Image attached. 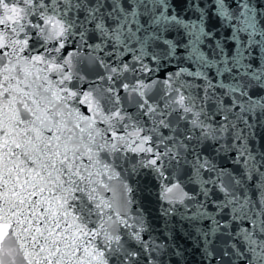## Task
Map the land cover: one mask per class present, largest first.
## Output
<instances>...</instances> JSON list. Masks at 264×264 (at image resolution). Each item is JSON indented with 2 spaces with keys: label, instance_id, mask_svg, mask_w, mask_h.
<instances>
[{
  "label": "snow or ice",
  "instance_id": "obj_1",
  "mask_svg": "<svg viewBox=\"0 0 264 264\" xmlns=\"http://www.w3.org/2000/svg\"><path fill=\"white\" fill-rule=\"evenodd\" d=\"M0 264H264V0H0Z\"/></svg>",
  "mask_w": 264,
  "mask_h": 264
}]
</instances>
